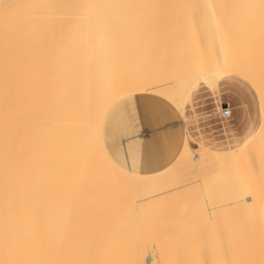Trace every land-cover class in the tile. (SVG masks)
Instances as JSON below:
<instances>
[{
  "label": "bare ground",
  "instance_id": "1",
  "mask_svg": "<svg viewBox=\"0 0 264 264\" xmlns=\"http://www.w3.org/2000/svg\"><path fill=\"white\" fill-rule=\"evenodd\" d=\"M176 2L142 21L137 0H0V264H264V119L233 151L187 137L156 172L107 149L138 92L183 110L227 69L264 101V0Z\"/></svg>",
  "mask_w": 264,
  "mask_h": 264
},
{
  "label": "rangeland",
  "instance_id": "2",
  "mask_svg": "<svg viewBox=\"0 0 264 264\" xmlns=\"http://www.w3.org/2000/svg\"><path fill=\"white\" fill-rule=\"evenodd\" d=\"M137 1L142 5L140 4L138 7L136 6L135 9L133 8L134 11L131 12V15L134 16L135 13L139 16L140 13L139 17H141L142 19H140L143 21V15L146 9H144L145 6H157L158 8L155 7L154 9L151 7V9L155 12H159L164 6H169L168 4L171 2L175 4L178 0ZM161 1L163 7H159ZM136 9H138V13ZM134 20L138 23L140 22L139 18ZM152 27L146 28V31L140 37L148 33V37L151 34L154 35V29H156V27ZM153 35H151V37ZM145 37H147V35H145ZM73 46L78 48L81 45L74 43ZM255 86L256 85L252 83L250 79L242 74L236 71L222 69L213 73L211 72L208 76L203 75L198 77L195 84L185 91L187 102L185 104L182 126L186 129L188 140L192 144L193 149H196L197 152H194L198 158L199 155L207 149L217 152L237 150L258 132L264 119V101L260 89ZM132 96L136 98H141V96L158 97L170 103L167 97L154 92H138L137 94L125 97L120 102ZM174 124V121L169 120L168 122L158 125L146 126L148 133L145 135L153 138L157 133L163 132L162 134L166 135V139L177 140L181 143L184 134L182 135V132L179 130L180 126H175ZM116 130H119L118 127L114 128V131ZM155 131H158L156 135H151V133ZM130 134L129 136L128 134L124 135L125 141L129 140L131 137L137 139L140 130H134ZM110 139L109 136L106 137L108 145H112ZM118 152L128 154L127 148L123 149V151H116L117 154L115 153V155H119Z\"/></svg>",
  "mask_w": 264,
  "mask_h": 264
},
{
  "label": "crops",
  "instance_id": "3",
  "mask_svg": "<svg viewBox=\"0 0 264 264\" xmlns=\"http://www.w3.org/2000/svg\"><path fill=\"white\" fill-rule=\"evenodd\" d=\"M184 112L185 105L183 110H180L172 102L168 103L158 97H129L116 104L108 114L104 128L107 149L119 164L130 170L145 173L159 171L178 157L185 144L188 134L182 126ZM169 120L174 121L175 126H180L179 130L182 135L184 134L181 143L177 140L166 139L163 132H152L151 135L157 133L153 138L145 135L148 133L146 126L158 125ZM116 127L119 130L114 131ZM134 130H140L138 138L131 137L125 141L124 135L129 136ZM107 136L111 138L112 145L107 144ZM125 148L128 154L118 152L119 155H115L116 151H123Z\"/></svg>",
  "mask_w": 264,
  "mask_h": 264
},
{
  "label": "snow or ice",
  "instance_id": "4",
  "mask_svg": "<svg viewBox=\"0 0 264 264\" xmlns=\"http://www.w3.org/2000/svg\"><path fill=\"white\" fill-rule=\"evenodd\" d=\"M261 8L264 9V3L261 4Z\"/></svg>",
  "mask_w": 264,
  "mask_h": 264
}]
</instances>
